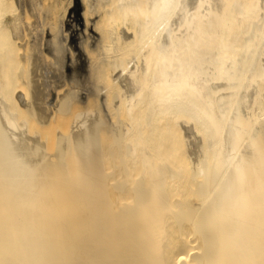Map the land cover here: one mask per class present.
I'll list each match as a JSON object with an SVG mask.
<instances>
[{"label":"bare ground","instance_id":"6f19581e","mask_svg":"<svg viewBox=\"0 0 264 264\" xmlns=\"http://www.w3.org/2000/svg\"><path fill=\"white\" fill-rule=\"evenodd\" d=\"M18 11L0 264H264V0H74L42 37Z\"/></svg>","mask_w":264,"mask_h":264},{"label":"rangeland","instance_id":"374dc122","mask_svg":"<svg viewBox=\"0 0 264 264\" xmlns=\"http://www.w3.org/2000/svg\"><path fill=\"white\" fill-rule=\"evenodd\" d=\"M29 1H30L31 5H30ZM9 2L14 7H16V6L19 7L18 13H20L22 17L25 16V18H27V17L29 18L30 21L23 17L24 21L26 23H28L30 26L34 25L35 27L33 26V28L38 27V30H39L38 32H40L39 34H41V37H42V31H41L42 28L41 27H42V22L44 21L43 18H46L45 16L50 14V12H51L50 15H52L54 13V16H56L55 18L57 20V23H59L58 27H60V24H62L66 21V19L68 18L69 14H70V11L74 8V0H33V1L32 0H9ZM27 3H28V5H27ZM58 4H60V5L58 6ZM55 8H57V9L54 11ZM39 34H38V37L40 38ZM59 59H60L61 63H65V59L63 56H60ZM63 74H64V72H61L60 70H58V71H55V75H54V78L56 77V79H54L55 84L60 85V86H58L59 89L57 91H59L60 94H62L61 95L62 97L66 95V92H64V89H63L64 83H62L63 82V77H62ZM66 81H67L68 85L71 84L70 80H66ZM97 109H98V107H97Z\"/></svg>","mask_w":264,"mask_h":264}]
</instances>
